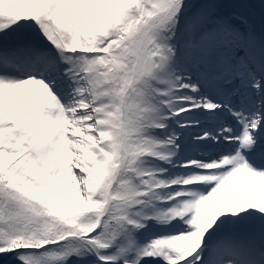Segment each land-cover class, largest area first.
I'll list each match as a JSON object with an SVG mask.
<instances>
[{
  "label": "snow or ice",
  "instance_id": "snow-or-ice-1",
  "mask_svg": "<svg viewBox=\"0 0 264 264\" xmlns=\"http://www.w3.org/2000/svg\"><path fill=\"white\" fill-rule=\"evenodd\" d=\"M0 264H264V0H0Z\"/></svg>",
  "mask_w": 264,
  "mask_h": 264
}]
</instances>
